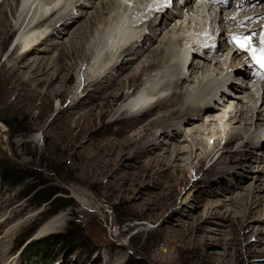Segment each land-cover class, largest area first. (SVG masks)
Here are the masks:
<instances>
[{
	"label": "rangeland",
	"instance_id": "1",
	"mask_svg": "<svg viewBox=\"0 0 264 264\" xmlns=\"http://www.w3.org/2000/svg\"><path fill=\"white\" fill-rule=\"evenodd\" d=\"M19 1L8 0L7 3L15 7ZM92 3L87 10L74 12L77 20H85L83 12L88 9L94 11ZM16 36L13 35L5 48L0 50V174L4 170L26 172L39 180L48 181L50 185L65 191L64 195L57 196L67 200L70 205L50 214L59 204L35 207L30 197L23 196L25 187L33 183L30 178L21 185L11 186L3 184L0 176V264H264V177L252 184L249 178L239 182L232 175L239 169L241 176L249 175L248 167L244 168L242 164L257 166L258 163L246 159L240 162L236 158L226 159L227 165L218 166L219 173L215 170L201 176V173L189 169L183 183L182 174H176L169 167L176 165L172 164L169 152L157 151L158 155L165 157L167 166L164 164L151 171L147 169L146 161L153 155H142L139 151L133 153L134 149H130L124 151L125 155L116 158L114 154L110 157L109 150L105 152L107 141L114 143L158 115L157 112L150 113L130 129L132 131L126 130L128 121L109 123L111 117L118 114L115 111L126 96L141 89L139 87L147 73L130 82L121 98L115 102L95 101L98 93L88 88L85 91L87 98L81 101L82 106L72 109L67 93L74 92L73 87L86 77L87 65H93L92 53H89L92 61L81 62L80 66L65 58V68L72 69L64 72L71 80L63 89V98L42 97L45 84L37 87V95L31 97L6 62L13 51ZM56 41L61 44L65 39L61 41L58 38ZM97 46L102 45L95 41ZM53 52L45 57H51L55 54ZM31 54L26 53L20 63L26 66L21 68L23 77L20 79L27 78L33 72L31 69L39 66V63L32 64L34 57ZM101 56L93 71L99 68L105 51ZM114 74V80H117L119 74ZM186 85L180 91H185ZM80 92L81 87L74 100L80 97ZM231 98L225 99L229 103ZM57 101L60 110L55 109ZM227 104L223 105L227 107ZM88 111L92 112L90 116L84 120L78 118ZM100 113H106V116L99 119ZM199 116L195 119L198 125L203 122L217 124V121H205V113ZM255 118L256 115L253 121ZM185 134L181 129L179 137L183 138ZM208 136L200 134L206 140ZM210 139L211 142L214 140L213 137ZM162 140L167 141L160 138L156 143ZM223 142L224 138L219 148L223 147ZM243 144L240 142L229 146L233 151H222L223 156L240 153L242 149L238 147ZM188 145L186 142L185 146ZM164 146L169 151L172 149L169 145ZM243 152L255 160L254 154ZM197 153L199 150H196ZM220 154L221 151L212 162H205L203 171ZM113 159V164H108ZM169 177H175V180L166 183ZM219 177L225 182L222 186L215 185ZM201 191L203 194H199ZM210 193L215 195L214 199L208 197ZM251 196H257L261 206L247 214L248 206H244V200ZM229 198L235 202L232 204ZM211 202H217L218 206H210ZM56 215L63 216L60 228L39 236L41 226ZM8 230L13 233L7 234ZM69 231H72V235L65 245H51L48 250L45 249L42 259L47 258L44 260L28 261L24 256L31 244Z\"/></svg>",
	"mask_w": 264,
	"mask_h": 264
},
{
	"label": "bare ground",
	"instance_id": "2",
	"mask_svg": "<svg viewBox=\"0 0 264 264\" xmlns=\"http://www.w3.org/2000/svg\"><path fill=\"white\" fill-rule=\"evenodd\" d=\"M7 1L0 0V50L4 49L7 41L17 34L13 51L6 62L10 64L9 70L27 89L31 97L37 95V87L42 84H45L42 97H64L63 89L71 80L64 72L72 69L65 68V58L74 61L75 66L81 62H91V58L93 59L92 66L87 63L86 77L81 78L73 87L75 93H67L66 97L70 99L72 109L82 106L81 101L87 96L85 91L88 88L98 93L95 101L115 102L121 98L130 82H135L139 75L147 73L139 87L141 89H137L131 96H126L115 111L118 114L112 116L109 123L128 121L129 126L126 130H130L150 113L157 112L158 115L149 118L145 126H137L138 130L114 143L107 141L105 152L109 150L110 157L114 154L116 158L125 155L124 151L130 149H134L133 153L139 151L142 155H153L146 161L147 169L151 171L161 168L164 164L167 166V160L162 155H158L157 151L169 152L172 164H176L169 167H172V171L176 174H182L183 183L186 181L189 169L194 173H201V176L215 170L219 173L218 166L227 165L226 159L230 160V158H236L235 160L239 162L246 159L248 162L258 163L257 166L250 163L242 164L244 168L248 167L249 175L241 176L240 169L234 171L232 175L237 177L239 182L249 178L253 184V181H260V177H264V86L260 88L256 84L248 86L249 82L243 79L246 74L243 71L250 67L251 62H244L245 66H236L233 58H223L224 50L221 47L215 48L212 52L217 54L221 51L219 58L209 56L205 47L206 54L200 55L199 46L192 40L190 41L192 47L187 49L183 40L187 39L192 31L186 26L193 24L195 29L198 21L183 18L181 15L170 17L171 11L166 9L165 4L160 5L156 0H126L133 4L130 9H127L120 0H20L15 7ZM91 1L94 11L90 12L88 9L83 12L84 15L79 12L86 19L77 20L74 12L80 9L87 10ZM146 8H149L148 14L143 13ZM187 11L190 15L199 16V10L197 8L193 10L191 4ZM141 13L143 14L139 17V21L132 24V17ZM260 15L264 16V12ZM33 20L36 21L31 27ZM58 38L65 41L59 44L56 41ZM192 38L193 36L190 37ZM95 41L102 46L96 48ZM115 41L117 43L107 49V46ZM44 43V47L41 46ZM52 51L55 54L46 58V54ZM104 51L102 63L93 71L94 65L100 61ZM29 52L34 57L31 60L32 64L39 63V66L31 69L33 72H30L27 78L20 79L23 77L21 68L26 67L20 63ZM89 53H92L90 59ZM117 72L118 81L114 80L115 74L113 75ZM187 81L189 83L186 85ZM184 84L186 90L183 89L182 92L180 90L185 86ZM80 87V97L74 100ZM226 97H232L229 103ZM259 102L261 104L258 107ZM224 103L225 105L228 103L227 107L223 105ZM59 108L57 101L55 109L60 110ZM91 113V111L82 113L78 118L84 120ZM201 113H205V121H217V124L216 122L206 124L203 122L200 125L195 123L196 117ZM254 115H256L255 121H253ZM105 116L106 113H100L98 118L103 119ZM178 127L187 133L183 138L179 137L181 129ZM153 130L156 133L153 134ZM200 134L210 136L206 140L201 138ZM212 137L214 140L211 142ZM160 138H165L167 141L156 143ZM223 138V147L219 148ZM186 142L189 143L188 146H185ZM240 142L244 143L238 147L242 149L240 153L223 156L222 151L230 153L233 150H230L229 146H235ZM164 145H169L172 149L169 151ZM255 149L258 151H254ZM196 150H199V153L196 154ZM220 151L219 157L203 171L202 165L208 160L209 163L212 162ZM242 151L245 154L246 152L254 154L255 160L242 154ZM113 162L114 159L107 163L112 165ZM261 167L263 169H260ZM218 179L215 185L225 184L221 177ZM170 180H175V177L167 178L166 183ZM228 192L230 194V188ZM208 197L214 199L215 195L210 193ZM233 200L229 198L232 204L235 202ZM244 203V206H248L247 214L261 206L257 196L247 197ZM211 205H217V202H211ZM61 220L63 216L56 215L45 222L40 228L39 236L53 232L62 224ZM6 233L10 235L13 232L8 230Z\"/></svg>",
	"mask_w": 264,
	"mask_h": 264
},
{
	"label": "trees",
	"instance_id": "3",
	"mask_svg": "<svg viewBox=\"0 0 264 264\" xmlns=\"http://www.w3.org/2000/svg\"><path fill=\"white\" fill-rule=\"evenodd\" d=\"M1 180L3 184H8L11 186H17L24 183L27 178H30L33 183L27 185L23 191L24 197H30L32 200V204L35 207H40L42 204L54 206L55 204H59L56 209L50 212V214L56 213L58 210L67 208L70 204L67 200L62 197H58V194L64 195L65 191L50 185L48 181H42L30 175L26 172H9V171H2ZM36 180V181H35ZM72 231L67 232L64 235H52L46 237L43 240H39L28 246V250L24 253V256L28 261L31 259L37 260L38 258L42 259V253L51 245H65L66 241L71 238ZM47 258L46 256L42 259L44 260Z\"/></svg>",
	"mask_w": 264,
	"mask_h": 264
},
{
	"label": "snow or ice",
	"instance_id": "4",
	"mask_svg": "<svg viewBox=\"0 0 264 264\" xmlns=\"http://www.w3.org/2000/svg\"><path fill=\"white\" fill-rule=\"evenodd\" d=\"M250 37H233V40L237 42V48L241 51H246L252 57L253 61L261 68H264V36L261 37L259 50L253 49L250 43ZM259 53V55H258Z\"/></svg>",
	"mask_w": 264,
	"mask_h": 264
}]
</instances>
